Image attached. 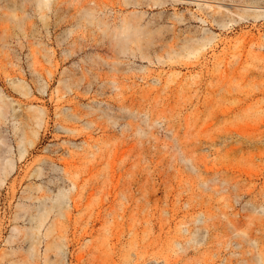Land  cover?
I'll list each match as a JSON object with an SVG mask.
<instances>
[{
    "label": "rangeland",
    "instance_id": "374dc122",
    "mask_svg": "<svg viewBox=\"0 0 264 264\" xmlns=\"http://www.w3.org/2000/svg\"><path fill=\"white\" fill-rule=\"evenodd\" d=\"M45 2L0 0V264H264V0Z\"/></svg>",
    "mask_w": 264,
    "mask_h": 264
},
{
    "label": "bare ground",
    "instance_id": "6f19581e",
    "mask_svg": "<svg viewBox=\"0 0 264 264\" xmlns=\"http://www.w3.org/2000/svg\"><path fill=\"white\" fill-rule=\"evenodd\" d=\"M39 2H45V0H38ZM22 21V20H21ZM10 106V102H7L3 99V97L0 98V115L1 116H5L6 113H7V110ZM3 162V154H0V162ZM59 197L62 198V197H65V194L64 193H59Z\"/></svg>",
    "mask_w": 264,
    "mask_h": 264
}]
</instances>
